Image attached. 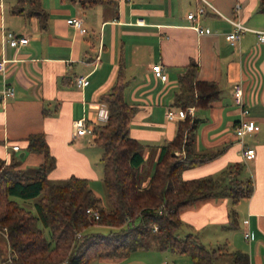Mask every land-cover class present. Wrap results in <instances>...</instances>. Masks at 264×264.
I'll return each mask as SVG.
<instances>
[{
	"label": "crops",
	"instance_id": "obj_1",
	"mask_svg": "<svg viewBox=\"0 0 264 264\" xmlns=\"http://www.w3.org/2000/svg\"><path fill=\"white\" fill-rule=\"evenodd\" d=\"M206 1L217 11L207 7L198 16V24L211 29L198 34L186 13L203 4L202 0H113L85 8L79 0H41L48 13L45 28L34 16L13 13L14 0H0V58L9 59L4 79L14 88V96L0 105V157L9 162L17 152L29 156L25 137L42 131L56 160L49 179L74 175L87 178L90 188L92 182L101 181L98 164L102 165V148L89 134L74 138L73 122L82 117L88 124L97 122L99 95L111 87L121 64L124 98L136 107L128 133L143 144L139 173L145 186L161 147L176 134L179 119H167L165 111L177 108L173 98L178 76L189 62H195L197 77L213 80L219 97L208 107L191 106L197 119L193 148L214 156L183 168L181 177L216 175L231 163L249 161L253 188L234 205L226 196L194 201L180 212L183 232H195L207 248L216 249L213 264L220 260L235 264L230 254L234 251L245 252L248 264H264V43L254 31L246 30L238 46L231 45L225 33L233 26L223 17L264 30V10L259 8V0ZM236 2L239 7L235 10ZM70 17L82 19L83 33L67 23ZM6 30L25 35L27 43L9 46L3 38ZM154 63L162 66L164 80L153 73ZM82 75L88 83L78 86L75 79ZM2 78L0 74V85ZM236 82L242 84L246 117L259 125L243 137V142L255 149L254 158L247 161L242 160V144L234 134V124L241 116L232 96ZM13 144L18 150L12 149ZM36 158L37 165L40 154ZM232 206L237 222L230 226ZM246 229L249 240L243 236ZM167 250L137 249L125 257L98 260L191 264L187 254L171 251L173 255H169ZM132 254L135 257H130Z\"/></svg>",
	"mask_w": 264,
	"mask_h": 264
},
{
	"label": "trees",
	"instance_id": "obj_2",
	"mask_svg": "<svg viewBox=\"0 0 264 264\" xmlns=\"http://www.w3.org/2000/svg\"><path fill=\"white\" fill-rule=\"evenodd\" d=\"M112 2L79 0L84 8ZM259 8L264 10V0H259ZM11 10L36 17L41 28L47 26L48 13L41 0H14ZM197 71V63L191 61L178 76L175 107H208L218 99L217 84L199 79ZM124 87L120 64L113 84L98 98L107 106L106 120L90 123L92 140L102 148L104 205L87 178H48L56 160L42 131L25 137L26 150L41 156L31 170L20 169L16 161L6 162L0 157V231L6 234L9 247L6 257L0 255V264H87L92 259L125 257L147 248L187 254L191 264H213L216 249L207 248L195 232L177 233L182 224L180 212L194 201L209 197H229L232 205L248 197L252 180L239 177L244 164L236 161L216 175L183 179V168L214 156L194 150L197 119L187 114L178 120L174 137L161 147L148 182L142 186L139 165L143 144L128 133L129 119L136 107L125 100ZM176 150L184 151V156L176 155ZM15 197L35 198L34 211ZM87 208L95 209L98 218ZM229 217L230 226L235 225L233 206ZM39 222L49 227L51 241L45 238ZM93 224L107 226L108 231L84 232ZM230 254L235 264H248L245 252Z\"/></svg>",
	"mask_w": 264,
	"mask_h": 264
},
{
	"label": "built area",
	"instance_id": "obj_3",
	"mask_svg": "<svg viewBox=\"0 0 264 264\" xmlns=\"http://www.w3.org/2000/svg\"><path fill=\"white\" fill-rule=\"evenodd\" d=\"M203 4H200L195 10L189 11L186 13V18L190 20L191 26L196 30L198 34L203 33H210L211 29L209 27H202L198 24L197 19L198 16L204 14L206 12V8L208 7L212 11H217L213 5H211L206 0H202ZM239 3L236 2L234 5L235 10L238 9ZM226 18L233 26V29L225 33L226 40L234 46H238L240 41L241 33L246 30L254 31L258 37V39L264 43V30L258 29H250L249 27L245 26L241 23L237 18L234 17H226ZM67 23L76 27L81 33L85 31V27L83 26V21L80 17H70L66 19ZM4 41L11 47H18L27 43V37L23 34H17L12 30H6L3 35ZM9 59L7 58H0V74L3 76L2 83L0 85V105L3 104L8 98L14 96V88L13 86L5 81V72H6V64ZM151 69L155 76L159 77L160 79L164 80L166 78V74L163 71L162 66L159 63H154L151 66ZM75 83L78 86H84L88 83L87 77L84 75L78 76L75 79ZM232 96L233 102L240 108L241 116L234 124V134L237 140L242 144L241 155L243 160L247 161L249 159L254 158L255 156V149L252 146H249L243 142V137L245 133L249 131H253L258 129L259 125L253 120L246 117L248 112L247 107L243 101V90L242 84L240 82H236L233 84L232 87ZM107 106L104 103H101L97 112V122L104 121L107 118ZM187 114L192 116L193 108L191 106L187 107L186 109L183 108H168L165 111V117L169 120L172 119H181L184 118ZM74 132L73 137L77 138L84 134H89L92 136V126L84 120V118H79L73 122ZM12 149L18 150L19 146L17 144L11 145ZM86 211L91 214L94 218H98V212L95 209L87 208ZM246 222V220H244ZM156 229V226H154ZM243 236L245 239H250V234L248 229L244 230ZM166 264V263H165Z\"/></svg>",
	"mask_w": 264,
	"mask_h": 264
},
{
	"label": "rangeland",
	"instance_id": "obj_4",
	"mask_svg": "<svg viewBox=\"0 0 264 264\" xmlns=\"http://www.w3.org/2000/svg\"><path fill=\"white\" fill-rule=\"evenodd\" d=\"M8 2H12V0H7ZM86 137V136H85ZM88 137V136H87ZM29 153V156L26 155H19V152L15 153L11 158L10 161L14 160L16 161V166L19 167L20 169L29 171L31 170L33 167L37 166L35 160L37 159L36 157L38 156V153H34V152H30L27 150V154ZM176 155L179 156H183L184 154L180 153V150H176L175 152ZM243 160V159H242ZM9 161V162H10ZM99 169L101 172V177L103 174V167L101 164ZM248 165H249V161H247L246 163H244L243 165V169L241 170L239 177L240 178H245V177H249L251 176V173L248 169ZM91 188L93 189V192L101 199V203L104 205L106 203V198H105V193L103 190V185L102 182L100 180H96L94 182L91 183ZM15 199L22 205L27 206L29 209H31L32 211H34V201L35 198H31V199H22L19 197H15ZM39 227L42 228L43 230V234L45 236V238L48 241H51V234H50V229L49 227H45L43 226L40 222L38 223ZM108 231V227L104 226V225H98V224H93L90 225L89 227H87L84 232L89 233V232H100V233H106ZM177 233L178 234H184L183 232V227L180 226L177 229ZM167 253L169 255H173V253H171L170 250H167ZM9 254V247H8V242H7V237L6 234L1 233L0 231V255L2 257H6ZM138 255V254H136ZM134 254H132L130 257H133ZM135 257V256H134ZM149 260V259H148ZM167 261H170V258H166ZM87 264H112L111 262H106V261H100L98 259H92L90 260ZM216 264H227L226 260H220L219 262H217Z\"/></svg>",
	"mask_w": 264,
	"mask_h": 264
},
{
	"label": "water",
	"instance_id": "obj_5",
	"mask_svg": "<svg viewBox=\"0 0 264 264\" xmlns=\"http://www.w3.org/2000/svg\"><path fill=\"white\" fill-rule=\"evenodd\" d=\"M19 155L22 156L23 155V152H21Z\"/></svg>",
	"mask_w": 264,
	"mask_h": 264
}]
</instances>
